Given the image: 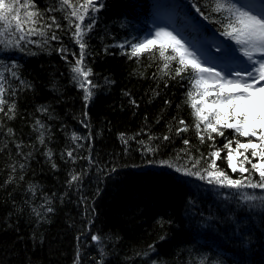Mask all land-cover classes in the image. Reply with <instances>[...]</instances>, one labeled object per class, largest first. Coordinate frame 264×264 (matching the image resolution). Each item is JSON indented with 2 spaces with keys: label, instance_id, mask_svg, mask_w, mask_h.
Masks as SVG:
<instances>
[{
  "label": "trees",
  "instance_id": "16d2710c",
  "mask_svg": "<svg viewBox=\"0 0 264 264\" xmlns=\"http://www.w3.org/2000/svg\"><path fill=\"white\" fill-rule=\"evenodd\" d=\"M54 2L37 0L41 8ZM103 3L86 38V62L94 73L90 79L99 85L87 105L83 90L71 81L69 63L53 50L63 44L73 62L72 53L79 55L62 13H52L63 28L57 30L60 41L45 48L29 44L24 51L0 45V71L11 86L6 99L16 104L14 118L0 113V264H75L78 251L79 264H99L101 259L103 264H264V208L259 201L245 203L234 190L161 163H187L183 154L177 160L186 148L184 139L193 155L208 152L194 128L176 134L179 120L193 123L185 104L187 82L160 78L159 59L145 55L130 60L117 46L126 39H142L167 16L189 41L215 43L232 53L235 41L223 36L221 24L214 22L223 14L211 12L214 0ZM37 121L44 129L37 130ZM73 134L79 139L73 140ZM231 134L226 132L229 138ZM141 141L158 150L145 152ZM225 142L218 137L216 145L222 148ZM68 150H74L75 159L67 156ZM217 163L239 178L226 162ZM74 173L83 177L70 186ZM29 185L36 186L35 194ZM45 199L54 211L37 222L33 208L43 212ZM95 234L105 238L103 254L101 245L91 240Z\"/></svg>",
  "mask_w": 264,
  "mask_h": 264
},
{
  "label": "snow or ice",
  "instance_id": "6c2138e0",
  "mask_svg": "<svg viewBox=\"0 0 264 264\" xmlns=\"http://www.w3.org/2000/svg\"><path fill=\"white\" fill-rule=\"evenodd\" d=\"M104 7L103 0H55L53 4L44 8L39 6L37 0H0V45L24 51L29 44L45 48L52 41H60L61 36L57 34V30L63 31V28L57 16L52 13H62L72 39L79 46V55L72 53L76 57L73 62L68 60L66 55L68 49L63 44L53 50L60 52L62 58L69 63L71 81L83 90V99L87 105V102H91L95 96L94 90L99 88V85L90 79L94 73L86 62L88 48L86 38H90L89 34L95 28L97 21L95 14ZM197 12L204 19H209V16L199 8ZM211 12L223 14L221 19L214 22L221 24L223 36L235 41L231 51L233 54L237 52L242 54L237 57L242 66L241 71H233L229 68L222 72L216 67L207 66L201 56L167 28H157L154 36L150 38L126 39L117 46L130 60L135 58L139 61L145 55L149 59H159L161 64L157 65V72L160 78L168 77L178 82H187L185 104L191 109L193 123L189 125L183 119L179 120L180 127L176 128V134L187 132L190 127L194 128L199 143L201 145L207 143L208 152L206 156L202 152L198 156L193 155L190 141L184 139L183 144L186 148L177 153V160L182 158L181 154H183L187 163L183 166L173 165L169 161H161V163L175 167L178 173L196 176L222 189L234 190L239 194L241 201L248 204L259 201L261 208H264V195L249 194L247 191L261 190L264 193V83H262L264 82V0H243V2L214 0ZM32 37L40 39L33 40ZM12 67L15 68L16 65L13 64ZM11 75L19 79L17 72L12 71ZM153 76L155 78L157 73H153ZM20 84L31 87L23 80H20ZM6 85L8 80L4 72L0 71V113L12 119L15 116L16 104L15 101L8 103L6 96L9 95L11 86L6 87ZM11 95H15V91ZM131 103L135 105L136 101L133 99ZM40 110L47 112V108L43 106ZM36 124L39 125L38 131L45 127L40 121ZM228 130H232L231 138L226 136ZM8 133L11 134L12 129H8ZM218 137L226 141L222 148L216 145ZM39 139L41 144L45 143L43 131L40 132ZM72 139L77 140L79 137L73 134ZM121 139L127 144L124 134H121ZM163 139L169 140V137L164 136ZM140 143L145 152L158 150L150 144L145 145L143 141ZM73 151L68 150L67 156L75 159ZM197 152H199L198 148ZM221 153H224L223 157ZM48 156L51 158V151L48 152ZM217 161L226 162L227 168L232 173H239V178L234 179L227 170L219 166ZM202 162L203 167H201ZM23 167L24 165L21 164L20 168ZM52 167H56L54 162ZM13 171H15L14 166ZM82 177L83 173L70 174L69 185L71 186L73 182L79 183ZM11 179L10 177L9 182ZM29 191L35 194L36 186L29 185ZM45 204L48 206L43 212L33 208L38 218L37 222L46 220L47 213L54 211L49 199H45ZM43 207L42 205L41 208ZM104 239L99 234L91 236L92 241L101 245L102 254ZM149 248L154 250L152 245ZM75 264H79V251ZM99 264H103L102 259ZM200 264H204V260H201Z\"/></svg>",
  "mask_w": 264,
  "mask_h": 264
},
{
  "label": "rangeland",
  "instance_id": "374dc122",
  "mask_svg": "<svg viewBox=\"0 0 264 264\" xmlns=\"http://www.w3.org/2000/svg\"><path fill=\"white\" fill-rule=\"evenodd\" d=\"M243 2V0H242ZM157 28H167L177 34L186 44L189 45L192 51H195L198 56H201L202 60L205 61L206 65L209 67H216L218 71L225 72L227 69L231 68L233 71H241L242 66L240 65L237 57L242 54H232L228 52H223L222 47L215 43H205V42H193L189 41L187 37L179 31L172 17L164 16L163 19L157 21L149 33H146L142 39L150 38L154 36L155 30ZM264 83V82H262Z\"/></svg>",
  "mask_w": 264,
  "mask_h": 264
}]
</instances>
